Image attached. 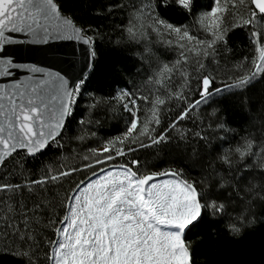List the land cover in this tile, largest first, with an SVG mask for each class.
Wrapping results in <instances>:
<instances>
[{"label": "snow or ice", "instance_id": "1", "mask_svg": "<svg viewBox=\"0 0 264 264\" xmlns=\"http://www.w3.org/2000/svg\"><path fill=\"white\" fill-rule=\"evenodd\" d=\"M210 223L264 264V0H0V264H217Z\"/></svg>", "mask_w": 264, "mask_h": 264}, {"label": "trees", "instance_id": "2", "mask_svg": "<svg viewBox=\"0 0 264 264\" xmlns=\"http://www.w3.org/2000/svg\"><path fill=\"white\" fill-rule=\"evenodd\" d=\"M105 51L108 52L105 60L108 63L113 59V56L109 50L106 49ZM209 238L215 240L211 248L216 250L209 259L216 260L217 264H258L260 260L261 240L258 236L249 237L243 244L237 245L232 243L222 231L219 232L217 238V227L210 223L205 230V234L198 237L197 241L200 239L207 241ZM208 250V246L205 245V251ZM202 255L203 253H201Z\"/></svg>", "mask_w": 264, "mask_h": 264}]
</instances>
